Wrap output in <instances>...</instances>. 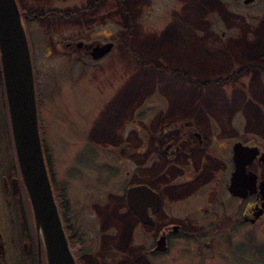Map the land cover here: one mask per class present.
Wrapping results in <instances>:
<instances>
[{
  "label": "rangeland",
  "instance_id": "obj_1",
  "mask_svg": "<svg viewBox=\"0 0 264 264\" xmlns=\"http://www.w3.org/2000/svg\"><path fill=\"white\" fill-rule=\"evenodd\" d=\"M204 1L124 0L134 22L132 49L141 61L188 72L192 82L220 80L198 87L167 69H141L127 51L128 20L117 0H102L100 7L76 22L50 19L28 24L38 76H43L38 114L42 137L54 162L55 180L64 184L71 202L70 220L76 231L71 251L83 252L88 264H129L131 256L125 251L136 252L145 241L136 231L116 229L112 218L117 210L113 196L123 192L124 173L131 169L126 157L120 167L115 158L134 139L132 130L159 129L171 117L212 112L223 114L230 128L245 120L244 128L246 124L254 132L263 129L264 138V0L246 6L242 0L206 3L196 19ZM73 38L115 45L97 67L83 64L80 74L69 62L73 48L64 44ZM55 80L57 85L52 86ZM140 113L146 119L161 113L158 119L162 118L134 123ZM0 213L7 249L0 261L14 264L21 247L10 239L17 227L9 213ZM246 232V239L239 232L219 236L223 243L216 239L211 250L200 251L188 238L178 240L171 253L152 264H264L251 251L264 257V222Z\"/></svg>",
  "mask_w": 264,
  "mask_h": 264
},
{
  "label": "flooded vegetation",
  "instance_id": "obj_2",
  "mask_svg": "<svg viewBox=\"0 0 264 264\" xmlns=\"http://www.w3.org/2000/svg\"><path fill=\"white\" fill-rule=\"evenodd\" d=\"M238 1L235 0L233 2L236 4ZM244 1L246 0H242V4L246 6L252 3L253 0L246 4ZM101 2L102 0H90L88 4H85L82 0H14L15 5L19 9L18 13L25 28V35L30 48L29 57H31L30 64L33 69L32 77L34 78L33 87L35 88L37 118L40 110V95L43 93L40 86V83H42L40 80H42L43 76L42 78L38 76L39 71L36 65V56L33 52L34 46L29 35L28 24L32 22L45 23L50 19L54 21L62 20L64 23L70 20H75L76 22L83 16L86 17L91 14L93 9L100 7ZM213 2L216 4L219 0L204 1L197 8V13H195L194 17L197 19L198 14L206 10V3L211 5L214 4ZM71 7H74V9H70ZM41 8L44 10H40ZM82 8H91V10L89 12H80ZM225 8L227 9V7ZM216 9L219 10L218 13L221 16L222 8L218 6ZM29 10L43 14L49 11H64L71 14L67 18L53 15L45 19L34 20L36 14L23 15V11ZM227 11L229 10L227 9ZM216 19L221 20L220 17ZM221 34L223 36L222 32ZM54 39L55 42L60 40H56L55 37ZM65 42L67 49L73 48L72 53L68 52L69 56H71L69 58L71 61L69 62L75 63L79 67L78 71L80 74L83 70V64L91 68L97 67L96 63L100 59H92L90 54L94 46H103L105 43H110L112 47L103 56L105 57L113 51L112 49L115 45L114 42L107 41L103 43L96 41L86 43L78 41L76 38ZM31 44L33 48L30 46ZM59 49L61 50L60 47ZM223 57L225 59L228 58V60L230 58V56L224 55ZM140 61L136 62L140 63L141 69L147 66L153 69H160V71L167 69L172 74L179 75L182 81L186 82L187 85L188 83L192 84L193 87L206 85L210 81L215 84L220 82V80L212 79L206 83L200 80L192 82L187 76L188 72L183 73L179 69L171 70L169 67H163L150 61L146 64ZM227 62L225 61L224 64H227ZM1 73L2 68H0V211L9 213L11 223H15L17 227L12 239H10L14 246L20 245L21 247L20 258L14 264H46L45 254L42 251L43 247L40 243L39 249L38 243H36L37 236L33 229L32 212H30V203L27 200L28 196L24 190V183L18 170L19 165L18 161H16V153L13 150V146L11 151V145L7 139L8 109L6 108L7 103L4 96L5 90L3 89L4 83ZM51 85H57V80L53 81ZM52 90L50 95H53ZM160 114L154 117L151 114L146 119L140 113V116L138 114V117L135 120L133 119V121L134 123L138 120L148 122L152 119L155 121L161 116ZM215 114L212 112L200 115L191 113L186 117H171L167 120V124H160L159 129L151 127H148V129L138 127L136 129L133 123V128L136 129L131 131L134 139L129 136L130 139L127 141V145L123 143L126 149L124 151L121 150L118 158H115L117 161V166H115L120 167V163L124 162L126 157L131 169L124 173L126 182H123L121 186L123 192L119 196L113 192L110 193L112 195L115 194V197L113 196L114 207L117 210L112 213V218L116 222L115 228L120 231L123 229L127 234L130 231H136L145 240L144 244L138 245L140 249H137L136 252L135 250L134 252L125 251L131 256L129 264H137L141 261L144 264H152L157 260L160 261L165 255L173 251L175 242L185 240V238H188L191 244L195 245V248L200 249V251L211 250L216 246L215 240L217 239L216 242H219V236L224 238L223 235L239 232L241 233V238L246 239L245 233L247 234V229L256 228L257 225L264 222V188L261 187L264 185L263 129H259L256 132L253 129H247V123L242 119L238 121L236 126L234 125L230 128L225 126V120L222 118L224 117L223 114ZM161 118L158 120H161ZM244 121L246 123L245 128L243 127ZM37 126L43 152L42 157L45 161V169L48 172V180H50L51 176L55 180L54 162L49 156L47 142L42 137L44 132L40 126L39 118ZM237 144H240L241 147L246 146L250 149L253 147L257 149L250 164L245 166V176L242 179L243 182L247 183V178L245 177L251 173L254 175L255 181L252 187H249L244 182L243 185L247 186L242 187L240 190L237 189L239 193L233 194L229 191V188L235 166L233 146ZM112 175H114V172ZM89 177H91V174ZM50 183L52 185V180H50ZM59 183L64 188V184L62 182ZM141 185L152 190L159 197V201L145 194L138 195V197L134 195L133 205L137 208L139 212L137 213L133 208L128 207L125 193L132 186L138 187ZM1 229L0 224V257L4 258L5 250H7L6 238L2 234ZM65 233L69 237L66 231ZM75 233L76 231H74ZM221 243L219 242V244ZM73 253L76 257L74 251ZM81 256L80 258L83 259L84 264H88L84 260L85 255H83V252ZM3 260L0 261V264H3Z\"/></svg>",
  "mask_w": 264,
  "mask_h": 264
},
{
  "label": "water",
  "instance_id": "obj_3",
  "mask_svg": "<svg viewBox=\"0 0 264 264\" xmlns=\"http://www.w3.org/2000/svg\"><path fill=\"white\" fill-rule=\"evenodd\" d=\"M251 2L246 0L244 3ZM14 0H0V68H2L3 89L5 90L6 108L8 109L9 130L13 150L18 161V170L24 183L27 200L30 203L36 243L45 254L46 264H77L73 251L66 239L63 223L60 220V212L57 202L51 190L48 180V172L45 169L41 140L39 139L38 118L35 98L34 78L31 67V57L25 28L21 23V17ZM112 45L94 46L91 50L92 59H101L109 52ZM234 174L231 177L229 191L239 193L245 176V166L250 164L257 149L241 147L240 144L233 146ZM254 175L248 174L249 187L254 185ZM264 188V185L261 186ZM145 194L159 201V197L144 185L132 186L127 190L128 207L137 208L133 205V196ZM40 259V258H39ZM38 259V263H39ZM40 264V263H39Z\"/></svg>",
  "mask_w": 264,
  "mask_h": 264
},
{
  "label": "trees",
  "instance_id": "obj_4",
  "mask_svg": "<svg viewBox=\"0 0 264 264\" xmlns=\"http://www.w3.org/2000/svg\"><path fill=\"white\" fill-rule=\"evenodd\" d=\"M118 3H119V6H118L119 9L121 11L123 10V12L126 14V18L128 20V29H127L128 34H127L126 39H127V41H129V43H128L127 51L134 57L133 58L134 61H140L141 59H140L139 54H137L136 51H133V49H132V47H133V38H132L133 35L131 33L132 32L131 29H132L134 23L129 18L130 14L127 12V10L125 8L126 3L124 2V0H118ZM90 10H91V8H87V9L82 8V10H80V12L81 11L82 12H89ZM32 13L36 14L35 17L33 16L34 20H39V19H43V18L45 19V18L53 16V15L55 17L63 16L65 18H67L71 14V13H66L64 11L63 12L62 11H60V12L49 11L46 14L38 13V12L34 13L33 11H30V10L29 11H23V15H26V14L32 15ZM6 120H7V118H6ZM8 125H9V122L7 120V125H6L7 126V130H8L7 139L9 140V143L11 145L10 149L12 151L13 142H12L11 137H10L11 136V131L9 130ZM13 157H14V154H13ZM48 161H49V159H48ZM50 180H52L51 187H52L53 193L55 195L54 199L57 202V209L60 212V220L63 223L64 231H66L69 234V237H67V241L69 242L70 246H72L75 243L73 241V239H72V236H74L75 234H74V231L72 229V226H73L72 225V221L70 220V215H71V211H72L71 207H70L71 202H70V200H68L66 191L64 190L62 185L59 182H57L56 180H54L53 176H51ZM27 204L29 205L28 202H27ZM251 251L258 258V261H262V263H264V257L260 253H257L256 251H253V249H251ZM74 252H75V255H76L75 260H76L77 264H84L83 259L80 258V257H82L81 256V252H76V251H74Z\"/></svg>",
  "mask_w": 264,
  "mask_h": 264
}]
</instances>
